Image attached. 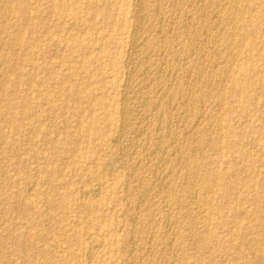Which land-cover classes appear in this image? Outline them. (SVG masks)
Returning <instances> with one entry per match:
<instances>
[{
  "label": "rangeland",
  "instance_id": "374dc122",
  "mask_svg": "<svg viewBox=\"0 0 264 264\" xmlns=\"http://www.w3.org/2000/svg\"><path fill=\"white\" fill-rule=\"evenodd\" d=\"M0 264H264V0H0Z\"/></svg>",
  "mask_w": 264,
  "mask_h": 264
},
{
  "label": "bare ground",
  "instance_id": "6f19581e",
  "mask_svg": "<svg viewBox=\"0 0 264 264\" xmlns=\"http://www.w3.org/2000/svg\"><path fill=\"white\" fill-rule=\"evenodd\" d=\"M145 1H146V0H145ZM257 1H258V0H257ZM73 2H74V1H73ZM91 2H92V1H91ZM95 2H96V1H95ZM143 2H144V0H143ZM6 3H7V2H6ZM141 3H142V2H141ZM258 3H259V2H258ZM83 4H84V3H83ZM83 4H82V5H83ZM142 5H143V4H142ZM18 6H19V4H18ZM87 6H88V5H87ZM89 6H90V5H89ZM136 6H137V5H136ZM75 9H76V7H75ZM146 9H147V8H146ZM73 10H74V9H73ZM52 11H53V10H52ZM139 11H141V9L138 10V12H139ZM138 12H137V14L140 13V12H139V13H138ZM141 13H142V12H141ZM236 13H239V12H236ZM69 14H70V13H69ZM156 14H157V13H156ZM148 15H149V14H148ZM146 16H147V15H146ZM139 17H140V16H139ZM157 17H158V16H157ZM236 17H237V16H236ZM148 18H149V17H148ZM189 18H190V17H189ZM189 18H188V19H189ZM232 18H233V17H232ZM238 18H239V17H238ZM260 18H261V17H260ZM185 19H186V18H185ZM4 21H5V20H4ZM138 21H139V20H138ZM171 21H172V20H171ZM173 22H174V21H173ZM136 23H137V22H136ZM139 23H140V22H139ZM139 23H138V24H139ZM144 23H145V22H144ZM206 23H207V22H206ZM233 24H234V23H233ZM239 25H240V24H239ZM240 27H241V26H240ZM138 29H139V28H138ZM147 30H148V29H147ZM136 31H137V30H136ZM162 31H163V30H162ZM163 32H164V31H163ZM195 33H196V32H195ZM132 34H133V33H132ZM135 34H136V33H135ZM148 35H149V34H148ZM163 36H164V35H163ZM228 36H229V35H228ZM135 37H136V36H135ZM136 38H137V37H136ZM147 39H148V38H147ZM173 39H174V38H173ZM144 41H145V40H144ZM134 43H135V42H134ZM176 43H177V42H176ZM179 43H180V42H179ZM140 44H141V43H140ZM159 44H160V43H159ZM193 44H194V42H193ZM178 45H179V44H178ZM245 45H246V44H245ZM132 47H133V46H132ZM76 48H77V47H76ZM151 48H152V47H151ZM190 48H191V47H190ZM158 50H159V49H158ZM192 50H193V49H192ZM163 52H164V51H163ZM131 55H132V54H131ZM131 55H130V56H131ZM225 55H226V54H225ZM138 58H139V57H138ZM228 58H229V57H228ZM148 59H149V58H148ZM196 59H197V58H196ZM165 60H166V59H165ZM172 60H173V59H172ZM160 62H161V61H160ZM159 66H160V65H159ZM132 67H133V66H132ZM242 67H243V66H242ZM246 67H247V66H246ZM99 68H100V67H99ZM100 69H101V68H100ZM138 69H139V68H138ZM241 70H242V69H240V71H241ZM149 73H151V72H149ZM132 74H133V73H132ZM158 74H159V73H158ZM146 75H147V74H146ZM199 77H200V76H199ZM130 79H131V78H130ZM144 79H145V77H144ZM245 79H246V78H245ZM152 80H153V79H152ZM192 80H193V79H192ZM248 80H249V79H248ZM129 81H130V80H129ZM140 81H141V80H140ZM145 81H146V80H145ZM132 82H133V79H132ZM148 82H149V81H148ZM148 82H147V83H148ZM159 82H160V81H159ZM251 82H252V81H251ZM128 83H129V82H128ZM125 84H126V83H125ZM134 84H135V82H134ZM36 85H37V84H36ZM132 85H133V84H132ZM170 87H171V86H170ZM146 88H147V87H146ZM129 90H130V89H129ZM158 91H159V90H158ZM129 92H130V91H129ZM141 93H142V92H141ZM136 94H137V92H136ZM236 94H237V93H236ZM131 95H132V94H131ZM149 95H150V94H149ZM126 96H127V95H126ZM154 96H155V95H154ZM236 96H237V95H236ZM130 97H131V96H130ZM130 97H129V98H130ZM188 97H189V96H188ZM188 97H187V98H188ZM136 98H137V97H136ZM147 98H149V97H147ZM161 98H162V97H161ZM180 98H181V97H180ZM242 98H243V97H242ZM130 99H131V98H130ZM239 100H240V99H239ZM104 101H105V100H104ZM132 101H133V100H132ZM144 102H145V101H144ZM145 103H146V102H145ZM135 104H136V103H135ZM137 104H138V103H137ZM146 104H147V103H146ZM201 105H202V104H201ZM143 106H144V105H143ZM95 107H96V106H95ZM123 108H124V107H123ZM129 109H130V108H129ZM153 110H154V109H153ZM141 111H142V110H141ZM185 113H186V110H185ZM125 114H126V113H125ZM141 114H142V113H141ZM182 114H183V113H182ZM125 116H126V115H125ZM141 116H142V115H141ZM146 116H147V115H146ZM142 117H143V116H142ZM142 117H141V118H142ZM160 117H161V116H160ZM187 117H188V116H187ZM200 117H201V116H200ZM122 118H123V117H122ZM131 119H132V118H131ZM159 119H160V118H159ZM132 120H134V118H133ZM132 120H131V121H132ZM141 120H142V119H141ZM141 120H140V121H141ZM185 120H186V119H185ZM122 121H123V119H122ZM184 122H185V121H184ZM196 122H197V121H196ZM121 124H122V123H121ZM141 124H142V123H141ZM183 124H184V123H183ZM126 125H127V124H126ZM130 125H131V124H130ZM177 125H178V124H177ZM197 125H198V124H197ZM139 126H140V124H139ZM139 126H138V127H139ZM144 126H146V125H144ZM158 126H159V125H158ZM168 126H169V125H168ZM136 127H137V125H136ZM143 129H144V128H143ZM162 129H163V128H162ZM162 129H161V130H162ZM125 130H126V129H125ZM131 130H132V129H131ZM134 130H136V129H134ZM80 131H81V129H80ZM88 132H89V131H88ZM145 132H146V131H145ZM177 132H178V131H177ZM185 132H186V131H185ZM189 132H190V131H189ZM132 133H133V132H132ZM176 134H178V133H176ZM118 135H119V134H118ZM118 135H117V136H118ZM185 136H186V135H185ZM166 137H167V136H166ZM123 138H124V137H123ZM174 139H175V137H174ZM116 142H117V141H116ZM120 142H121V140H120ZM133 142H134V141H133ZM175 142H176V141H175ZM161 143H163V142H161ZM157 144H158V143H157ZM131 145H132V144H131ZM155 146H158V145H155ZM126 147H127V146H126ZM111 148H112V147H111ZM130 148H131V147H130ZM147 148H148V147H147ZM111 150H112V149H111ZM159 150H160V149H159ZM164 152H165V151H164ZM109 153H110V152H109ZM111 153H112V151H111ZM146 153H147V152H146ZM147 154H148V153H147ZM171 155H172V154H171ZM111 158H112V156H111ZM126 158H127V157H126ZM149 158H150V157H149ZM161 159H162V158H161ZM112 161H113V160H112ZM126 161H127V160H126ZM158 162H160V161L158 160ZM165 162H166V161H165ZM107 163H108V162H107ZM113 163H114V162H113ZM140 163H141V161H140ZM163 163H164V162H163ZM107 165H108V164H107ZM121 165H122V164H121ZM108 166H109V165H108ZM164 166H165V165H164ZM110 167H111V169H112L113 166H110ZM106 168H107V167H106ZM123 168H124V167H123ZM164 168H165V167H164ZM111 169H110V170H111ZM111 171H112V170H111ZM132 171H133V170H132ZM159 171H161V170H159ZM112 172H113V171H112ZM134 173H135V172H134ZM133 175H134V174H133ZM165 176H166V175H165ZM165 176H164V177H165ZM167 176H168V175H167ZM133 177H134V176H133ZM162 178H163V177H162ZM142 179H143V178H142ZM128 181H130V180H128ZM170 181H171V180H170ZM166 185H167V184H166ZM127 186H128V185H127ZM137 187H138V186H137ZM150 187H151V186H150ZM145 188H146V187H145ZM166 188H167V187H166ZM225 188H226V187H225ZM99 189H100V188H99ZM148 189H149V188H148ZM151 189H152V188H151ZM162 189H163V188H162ZM160 190H161V189H160ZM225 190H226V189H225ZM83 191H85V190H83ZM97 191H98V190H97ZM99 191H100V190H99ZM148 191H149V190H148ZM142 192H143V191H142ZM142 192H141V193H142ZM97 193H98V192H97ZM146 193H147V192H146ZM143 194H144V193H143ZM147 194H148V193H147ZM141 195H142V194H141ZM139 196H140V195H139ZM126 197H127V196H126ZM140 197H141V196H140ZM144 197H145V196H144ZM94 198H95V197H94ZM145 198H146V197H145ZM147 198H148V197H147ZM84 199H85V198H84ZM139 199H140V198H139ZM142 200H144V199L142 198ZM162 200H163V199H162ZM139 201H140V200H139ZM143 203H144V202H143ZM166 204H167V203H166ZM141 205H142V204H141ZM168 215H169V214L167 213V216H168ZM137 216H138V214H137ZM131 218H132V217H131ZM168 218H169V217H168ZM167 223H168V222H167ZM155 227H156V226H155ZM153 229H154V228H153ZM132 230H133V229H132ZM131 236H132V235H131ZM130 238H131V237H130ZM152 238H153V237H152ZM133 239H134V238H133ZM150 240H151V239H150ZM172 240H173V239H172ZM92 241H93V239H92ZM146 241H147V240H146ZM169 244H170V243H169ZM170 245H171V244H170ZM149 248H150V247H149ZM90 256H91V254H90ZM87 257H88V256H87Z\"/></svg>",
  "mask_w": 264,
  "mask_h": 264
}]
</instances>
